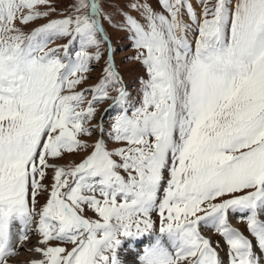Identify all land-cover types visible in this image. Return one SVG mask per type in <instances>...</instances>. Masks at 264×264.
Instances as JSON below:
<instances>
[{
	"label": "snow or ice",
	"instance_id": "snow-or-ice-1",
	"mask_svg": "<svg viewBox=\"0 0 264 264\" xmlns=\"http://www.w3.org/2000/svg\"><path fill=\"white\" fill-rule=\"evenodd\" d=\"M158 2L161 11L128 0L143 22L119 9L115 25L146 72L137 106L98 0H74L71 14L27 32L56 11L54 0H0V264L33 234L28 250L40 258L28 264H122L119 250L145 236L140 264H225L202 224L221 237L227 264H264V0H198L199 11L192 0ZM102 51L104 75L78 89ZM94 132L89 145L82 137ZM105 133L119 146L109 149ZM81 151L78 163H54Z\"/></svg>",
	"mask_w": 264,
	"mask_h": 264
},
{
	"label": "rangeland",
	"instance_id": "rangeland-1",
	"mask_svg": "<svg viewBox=\"0 0 264 264\" xmlns=\"http://www.w3.org/2000/svg\"><path fill=\"white\" fill-rule=\"evenodd\" d=\"M127 2L128 0H98L99 6L101 7L102 11L104 13L109 14L112 17L111 23L107 20L102 19L101 24L104 29V33L107 35L112 45V49H113L112 59H113V63L115 66V70L119 73L120 77L122 78L123 85L125 86L127 92L129 93L130 103L136 104L138 106L140 98H141L140 81L142 78H146V72H145L144 66L139 61L131 59V57L136 55V49L133 47V42L129 38V33L125 31L124 29L115 26L118 22L122 20V17L119 14V9H123L124 11H129L130 14H132L133 16H136L138 19H141V22H143L142 18L139 17L138 13L133 12L130 9L125 7ZM146 2L150 4L154 10L156 11L162 10L158 0H146ZM192 2L194 4V7L197 8V11H199L198 0H192ZM73 3H74V0H54V7L56 8V11L50 14V16L47 18L41 17L33 22H30L24 28V30L26 32L30 31L33 28L38 27L42 25L43 23H46L48 19L59 18L62 15L71 14L72 12L71 6ZM185 19L187 22L191 23V21H189L187 17H185ZM192 36L193 34L190 33L189 37L192 38ZM69 39L70 37H65L62 39L55 40L49 46L55 47L56 45L67 44ZM101 47L103 49L104 45H102ZM77 50H79V40H76L70 46V54L74 56ZM89 51L91 53H94L95 49L90 48ZM106 60H107V54L106 52L102 51L101 58L99 60L92 59L89 62L90 70L87 73H85V75L87 76V79L84 82H82L81 85L78 86V89L89 87L99 82L100 78L104 75L103 69L106 66ZM109 92L110 94L115 95V92L113 91V89H109ZM87 95L90 98L91 93H88ZM110 104H111V101H105L96 106L97 107V119L96 121H93V123H96L99 121L101 113L103 112L104 109L109 108ZM115 114H116L115 110H110L109 113L104 117V122H105L106 127H107L108 120ZM82 138L87 140L89 145H91L92 143H94L96 139H99L100 136L98 132H94L91 137H82ZM104 138L106 141V146L109 149L119 146L118 144H116V142L110 140L107 137V133H105ZM85 154L86 153L83 151L78 152V153L66 154L63 159L56 160L54 161V163L59 164V165H64V166L78 163ZM51 176H52V172L51 170H49L48 178L44 181L46 185L51 183ZM165 176H167V172H165ZM46 197H47V192H42L38 196L37 198L38 207L45 202ZM85 214L89 217L94 216V214L90 210H86ZM228 215H229V223L232 225V227L240 230L246 236H250V234L247 231L246 220L242 217L241 213L230 211ZM152 218L155 222V231L158 233L159 219H158L157 214L153 213ZM260 218L264 219V215H261ZM201 231L205 236L209 237L213 241L214 245L217 241H220V248L218 250L219 255L221 259L224 260L225 264H227L226 247L223 244L221 237L210 226L201 225ZM142 238H139L137 240H141ZM53 243L55 244L59 242L54 241ZM127 244L129 245V242L126 243L123 248H126ZM36 245H37V236L33 234L31 237V243L26 244L24 246V250L18 251L15 256L10 258V260L18 264L19 263L28 264V262L33 259H39L40 258L39 255L35 257L33 253L30 250H28V249L34 248ZM62 246L69 247V248L71 247V245L69 244H64ZM141 246H142V243L139 245V247ZM135 259H136L135 256L125 257L124 263L132 262Z\"/></svg>",
	"mask_w": 264,
	"mask_h": 264
},
{
	"label": "bare ground",
	"instance_id": "bare-ground-1",
	"mask_svg": "<svg viewBox=\"0 0 264 264\" xmlns=\"http://www.w3.org/2000/svg\"><path fill=\"white\" fill-rule=\"evenodd\" d=\"M203 225V224H202ZM205 226V225H204ZM140 243H143V247H138V245ZM150 243V238L148 236H146L143 240L141 241H131L129 242V245H127L126 248H122L121 250H119V258L122 261V264H140V260L139 257L140 255H142L143 253V248L148 245ZM165 243H166V238H165ZM33 253V255L35 257H37L38 254L34 253L33 251H31ZM128 256H135L136 259L133 260L132 262L129 263H124V259L125 257ZM10 264H18L16 262H13L12 260H10ZM20 264V263H19Z\"/></svg>",
	"mask_w": 264,
	"mask_h": 264
}]
</instances>
